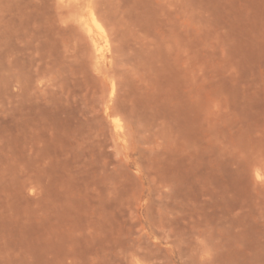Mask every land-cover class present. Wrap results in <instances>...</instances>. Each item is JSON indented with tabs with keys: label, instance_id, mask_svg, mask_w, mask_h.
<instances>
[{
	"label": "rangeland",
	"instance_id": "1",
	"mask_svg": "<svg viewBox=\"0 0 264 264\" xmlns=\"http://www.w3.org/2000/svg\"><path fill=\"white\" fill-rule=\"evenodd\" d=\"M0 264H264V0H0Z\"/></svg>",
	"mask_w": 264,
	"mask_h": 264
},
{
	"label": "bare ground",
	"instance_id": "2",
	"mask_svg": "<svg viewBox=\"0 0 264 264\" xmlns=\"http://www.w3.org/2000/svg\"><path fill=\"white\" fill-rule=\"evenodd\" d=\"M89 28H90V30L93 32V33H99V34H101L102 33V25H100L99 23H98V21L96 20V18L93 16V15H91L90 17H89ZM104 37V36H103ZM98 45V44H97ZM103 46V45H102ZM103 48V47H102ZM101 52V51H100Z\"/></svg>",
	"mask_w": 264,
	"mask_h": 264
}]
</instances>
